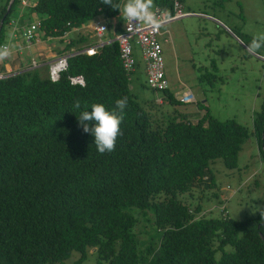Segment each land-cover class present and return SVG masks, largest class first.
<instances>
[{"label": "trees", "instance_id": "trees-1", "mask_svg": "<svg viewBox=\"0 0 264 264\" xmlns=\"http://www.w3.org/2000/svg\"><path fill=\"white\" fill-rule=\"evenodd\" d=\"M8 1L0 0V44L19 3L13 0L3 16ZM154 2L173 14L170 0ZM31 5L43 37L62 36L97 16L117 19L114 35L122 28L119 10L101 0ZM85 41L68 39L59 53ZM67 59L53 81L35 69L0 77V264H61L72 251L71 264H79L89 249L92 264H264L261 212L233 220L221 209L218 217H204L199 203L187 201L193 193L216 196L211 166L219 159L236 169L249 135L264 163V95L249 129L209 110L194 122L190 114L162 109L181 103L169 89L158 103L137 100L134 71L123 70L115 41ZM74 76L82 86L69 83ZM139 85L147 87L145 80ZM125 96L122 135L114 151L100 154L77 116L93 103L112 110ZM146 213L158 235L140 242L136 225Z\"/></svg>", "mask_w": 264, "mask_h": 264}, {"label": "rangeland", "instance_id": "rangeland-1", "mask_svg": "<svg viewBox=\"0 0 264 264\" xmlns=\"http://www.w3.org/2000/svg\"><path fill=\"white\" fill-rule=\"evenodd\" d=\"M180 3L182 11L190 15L164 23L160 26L158 39L167 88L174 97L188 90L192 101L177 103L173 107L163 103L162 109L175 108L190 114L194 122L205 110H209L210 115L220 121L234 119L238 124L251 128L253 117L261 110L264 95V60L260 57L264 47L251 52L248 46L253 36L264 33V0H181ZM38 18L31 6L16 2L14 11L9 15L8 22H13L11 29L3 26V43L9 47L13 44L18 46L14 56L24 65L20 71L30 64L29 54L35 51L34 45L26 48L21 33ZM92 21L108 22L112 27L117 19L110 17L104 21L97 16L83 26ZM14 32H17V38L9 39L10 33ZM82 32L85 30L79 33L67 31L47 41L55 46L54 51L77 34L85 37L86 44L96 39L94 35L88 36ZM133 56L138 66L130 77L131 90L136 92L137 100L158 103L156 100L162 96L161 91L152 92L139 85L144 82L145 76L141 71L144 61L137 47L133 48ZM37 74L44 76L43 71L37 70ZM236 164V169L228 170L218 159L211 166L215 176V187L211 191L216 196H210L207 192L208 196L201 199L197 198L196 193L187 198L191 205L199 203L200 214L204 217H218L223 209L226 217L238 220L254 217L264 211V163L258 158L252 135L243 143ZM147 217L148 213L140 217L136 225L140 242L158 235L152 220ZM76 256V252L72 251L61 264H71ZM93 260V253L89 249L84 261L79 264H92Z\"/></svg>", "mask_w": 264, "mask_h": 264}, {"label": "built area", "instance_id": "built-area-1", "mask_svg": "<svg viewBox=\"0 0 264 264\" xmlns=\"http://www.w3.org/2000/svg\"><path fill=\"white\" fill-rule=\"evenodd\" d=\"M35 0H19V4L22 6H27ZM173 6V14L167 16L166 11L161 7L155 6L154 11L157 15L162 16L163 24L179 19L181 17L190 15L188 12L182 11V4L180 0H170ZM192 15V14H191ZM201 15V14H200ZM105 21V20H104ZM162 24V25H163ZM39 18L35 23H31L22 31L21 37L25 42H36L39 40V37L36 34V31L42 32L40 29ZM76 28V27H72ZM70 28V29H72ZM92 34L95 36H101L106 29V24L100 22H95L91 25ZM64 32L62 35H64ZM160 35V27H144L141 26L136 30L129 32L125 25V22L122 23V28L119 33L114 35L112 38L109 37L106 39L108 41L117 42L118 47V56L121 60L123 70L126 73L132 72L136 63V58L133 56V48L137 47L140 58L144 61V76L146 86L153 91H161L162 89L167 88V81L165 80L163 74V57L161 56V45L158 39ZM43 36V32H42ZM104 42V43H106ZM103 43L100 40H97L93 43L82 46L81 48H70L60 55H56L53 62H51L47 67V76L53 81L58 78V75L61 71L65 70L68 66V57L76 54H85L90 56L95 53L97 47L101 46ZM264 60V53L260 56ZM11 74H4L0 72V77H7ZM69 83L83 85V81L80 76H74L69 78ZM177 100L181 103H188L192 101V96L188 90L183 91L180 94L175 96ZM159 101V100H158Z\"/></svg>", "mask_w": 264, "mask_h": 264}, {"label": "clouds", "instance_id": "clouds-1", "mask_svg": "<svg viewBox=\"0 0 264 264\" xmlns=\"http://www.w3.org/2000/svg\"><path fill=\"white\" fill-rule=\"evenodd\" d=\"M101 3L119 10L120 18L125 22L129 32L141 26L152 28L163 24L162 16L154 11V0H120L115 4L113 0H101ZM11 36L12 34L10 38ZM248 47L251 52L264 47V33L253 36ZM10 55L11 49L8 44H0V61L7 59ZM127 105L128 98L125 96L115 101V108L112 110L107 109L102 103H93L90 106L91 111L85 108L78 116L76 115L83 131L94 137V144L100 154L115 150L117 138L122 135L120 125ZM74 108H81L79 101L75 102ZM261 216L264 217V213L261 212Z\"/></svg>", "mask_w": 264, "mask_h": 264}, {"label": "crops", "instance_id": "crops-1", "mask_svg": "<svg viewBox=\"0 0 264 264\" xmlns=\"http://www.w3.org/2000/svg\"><path fill=\"white\" fill-rule=\"evenodd\" d=\"M27 6H29V5H27ZM30 6H32V5L30 4ZM192 15H198V14H192ZM204 16L206 17V15H204ZM95 22L96 21H92L89 24H86V26H83V24H81L78 27L72 28L68 31H71V32L75 31V32L79 33L80 30H82V31L85 30V32H82V33L87 34L88 36H91L94 34H92V32H90L91 31L90 28H91V25L94 24ZM123 22L124 21L122 20V23ZM10 25H13L12 21L8 22L6 26L10 28ZM15 28L16 27L14 25L13 29H15ZM225 30L227 31L228 29L225 28ZM114 33H115L114 26L112 25V27H111V25L106 22L105 31L102 33L101 36L97 37L94 35L96 37V39L93 40V42L100 40L104 44V42H106V39L114 36ZM10 34H12V36L10 38V35H9L8 36L9 39L12 40V39L17 38V32L10 33ZM36 34L39 37L38 41H36V42L32 41V43H31V41L29 43L24 41L26 43V48H31L34 45V50H35L34 54H29L30 64H28L29 63L28 62L27 63L28 66L26 68L24 67V70L35 69L36 71L37 70L43 71L44 76H47L48 65L51 62H53L56 55L61 54V53H59L60 52L59 50H61L63 48V46L66 44L67 41H65L64 44L60 48H57L56 50L53 51V47H55V46L49 44V42L47 41V40H49L50 37L49 36L43 37L42 32H40L39 30L36 31ZM79 35H81V34H77V36H79ZM77 36H75L74 39H76ZM1 44H4L3 41H1ZM9 48L11 49V55L7 59L1 61L2 63L0 62V72H3L4 74H8V73L9 74H16V73L20 72V70L22 69V66H24V65L20 62V60H18V58L16 56H14V53H17L16 50H17L18 46H15L13 44V46L9 47ZM144 69H145V67L143 64V69H142L143 73H144Z\"/></svg>", "mask_w": 264, "mask_h": 264}, {"label": "water", "instance_id": "water-1", "mask_svg": "<svg viewBox=\"0 0 264 264\" xmlns=\"http://www.w3.org/2000/svg\"><path fill=\"white\" fill-rule=\"evenodd\" d=\"M13 0H9L8 3H7V8H6V12L3 13V16H5L8 12H10V8H11V3H12Z\"/></svg>", "mask_w": 264, "mask_h": 264}]
</instances>
